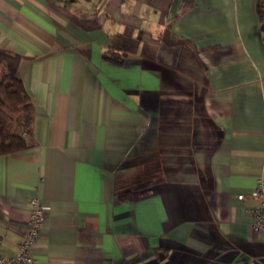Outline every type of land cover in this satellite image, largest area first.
Masks as SVG:
<instances>
[{
	"label": "crops",
	"instance_id": "0c3cea01",
	"mask_svg": "<svg viewBox=\"0 0 264 264\" xmlns=\"http://www.w3.org/2000/svg\"><path fill=\"white\" fill-rule=\"evenodd\" d=\"M182 2L0 0L34 107L0 156V256L37 197L36 264H264L261 0Z\"/></svg>",
	"mask_w": 264,
	"mask_h": 264
},
{
	"label": "trees",
	"instance_id": "16d2710c",
	"mask_svg": "<svg viewBox=\"0 0 264 264\" xmlns=\"http://www.w3.org/2000/svg\"><path fill=\"white\" fill-rule=\"evenodd\" d=\"M195 0H183L182 12L189 11ZM264 10V0H261ZM20 57L0 47V156L26 150L27 135L34 121L30 95L18 75ZM122 199L127 193L120 195Z\"/></svg>",
	"mask_w": 264,
	"mask_h": 264
},
{
	"label": "built area",
	"instance_id": "2783aa9c",
	"mask_svg": "<svg viewBox=\"0 0 264 264\" xmlns=\"http://www.w3.org/2000/svg\"><path fill=\"white\" fill-rule=\"evenodd\" d=\"M258 206L250 209L253 217V229L261 234L264 241V179H260L252 194ZM243 199V196H239ZM31 219L29 231L20 244V251L14 256H0V264H36L32 249L36 245L41 229L46 220V209L39 198L31 200Z\"/></svg>",
	"mask_w": 264,
	"mask_h": 264
}]
</instances>
